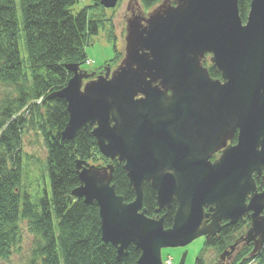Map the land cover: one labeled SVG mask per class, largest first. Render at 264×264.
<instances>
[{
  "label": "water",
  "instance_id": "obj_1",
  "mask_svg": "<svg viewBox=\"0 0 264 264\" xmlns=\"http://www.w3.org/2000/svg\"><path fill=\"white\" fill-rule=\"evenodd\" d=\"M161 1L145 18L126 20L124 58L114 71L84 83L94 73L65 65L72 77L46 98L66 103L61 140L91 128L99 153L123 165L134 200L116 194L112 163L80 160L71 196L96 204L101 240L118 263L132 245L140 253L135 264H163L162 249L208 242L224 221L235 225L246 216L249 229L217 264H229L240 246L252 245L253 259L264 247V191L252 177L264 172V0L250 1L245 23L238 0ZM207 54L221 80L203 67ZM235 129L237 144L212 161ZM146 183L156 195L153 217L143 209ZM174 203L165 229L160 213Z\"/></svg>",
  "mask_w": 264,
  "mask_h": 264
},
{
  "label": "trees",
  "instance_id": "obj_2",
  "mask_svg": "<svg viewBox=\"0 0 264 264\" xmlns=\"http://www.w3.org/2000/svg\"><path fill=\"white\" fill-rule=\"evenodd\" d=\"M159 1L142 3L148 10ZM250 1L238 0L243 23ZM77 2L0 0V84L11 88L13 94L0 102V260H7L18 245L23 222L33 236L30 264H135L140 255L131 245L128 255L118 263L115 249L101 240L96 204L87 205L71 196L79 186L75 161L94 160L99 151L91 128H81L71 141L61 140L60 132L68 121L66 103L58 98L46 100L72 77L65 65L85 64L89 38L96 36L101 25L100 20L88 19L86 9L72 15L70 8ZM99 4L100 1L96 7ZM100 8L104 9L101 5ZM206 69L211 77L217 76L212 65H206ZM23 128L36 129L46 148L50 195L46 194L37 204L20 190ZM108 163L112 162L106 160L105 165ZM112 164L116 194L130 203L134 194L123 165L116 161ZM155 197L146 183L143 209L148 217L155 216ZM175 208L176 203L160 214L165 216V229L172 225ZM243 234L242 225L235 230L223 227L205 242V247L221 253ZM251 251V247L240 248L230 264H264V247L253 259L249 257ZM203 262L200 254L194 264Z\"/></svg>",
  "mask_w": 264,
  "mask_h": 264
},
{
  "label": "rangeland",
  "instance_id": "obj_3",
  "mask_svg": "<svg viewBox=\"0 0 264 264\" xmlns=\"http://www.w3.org/2000/svg\"><path fill=\"white\" fill-rule=\"evenodd\" d=\"M98 1L100 0H78L70 8L72 15H77L86 9L89 20L101 21L96 36L89 38L86 47L87 60L80 68L88 74L94 73V76L86 81L93 80L97 76L102 75V72L104 75L105 68H109L112 71L115 70L123 60L126 20L137 13L145 18L162 3V1H159L156 7L146 10L142 0H120L114 8L102 9L100 8V4L96 7ZM20 51L21 56L24 58L25 50L22 42L20 44ZM210 58L211 55L207 54L206 61L203 63L204 68H206V65H211ZM11 95L13 96L11 88L0 84V102L9 96L12 97ZM25 110H22L23 115H25ZM21 131L22 177L20 190L22 193L29 195L33 204H37L39 199L46 194L50 195V182L46 170V148L43 138L36 129L23 128ZM87 163L102 167L105 166L106 160L99 153L94 160ZM19 230L20 239L18 245L7 260H0V264H30L33 236L29 233L26 222L20 224ZM200 254H202L204 264H217L220 253L214 248L205 247V240L203 238H198L185 247L161 250L163 264L169 261L171 262L170 264H180L182 260H184V264H194ZM230 263H232V260L229 261Z\"/></svg>",
  "mask_w": 264,
  "mask_h": 264
},
{
  "label": "flooded vegetation",
  "instance_id": "obj_4",
  "mask_svg": "<svg viewBox=\"0 0 264 264\" xmlns=\"http://www.w3.org/2000/svg\"><path fill=\"white\" fill-rule=\"evenodd\" d=\"M205 61H206V56L203 59V63H205ZM110 72H112V70H110ZM101 74L103 75V72ZM216 75H217L216 77L215 76L214 77H211L210 75L209 76L212 79H214V80H221V77L218 74V72H217ZM238 133H239V130L238 129H235L233 133H231L230 135H227L226 140H225L224 148L212 155V158H211L212 161H214V160H216V159L219 158V156L221 155L222 150L227 149V148H230V147H233V146H235L237 144V142H238ZM263 175H264V172H262V173L254 172L252 174V177L254 179L255 186H256V191L258 193L264 191V179H263ZM249 197L250 196L247 197V201H248ZM263 216H264V211H263ZM241 225L243 226V231L245 233L249 229V227H250V220L248 219L247 216L244 219L239 220L235 225H227V221H224L223 222V227H229V228H232L234 230L237 229ZM251 246L252 245H249V247H251Z\"/></svg>",
  "mask_w": 264,
  "mask_h": 264
},
{
  "label": "bare ground",
  "instance_id": "obj_5",
  "mask_svg": "<svg viewBox=\"0 0 264 264\" xmlns=\"http://www.w3.org/2000/svg\"><path fill=\"white\" fill-rule=\"evenodd\" d=\"M217 236V235H216ZM204 239V238H203ZM205 240V239H204ZM171 262L169 261V262H165L164 264H170Z\"/></svg>",
  "mask_w": 264,
  "mask_h": 264
}]
</instances>
